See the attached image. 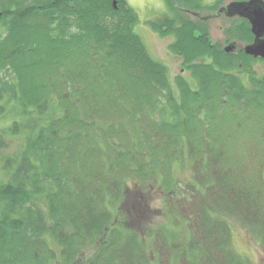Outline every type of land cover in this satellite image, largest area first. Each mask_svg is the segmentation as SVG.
<instances>
[{
    "label": "trees",
    "instance_id": "16d2710c",
    "mask_svg": "<svg viewBox=\"0 0 264 264\" xmlns=\"http://www.w3.org/2000/svg\"><path fill=\"white\" fill-rule=\"evenodd\" d=\"M224 1L165 0L150 21L194 87L170 81L127 0H0V150L22 137L2 159L0 264H252L230 218L264 250L263 58L189 12ZM226 33L254 39L240 16ZM152 186L169 221L147 227Z\"/></svg>",
    "mask_w": 264,
    "mask_h": 264
},
{
    "label": "rangeland",
    "instance_id": "374dc122",
    "mask_svg": "<svg viewBox=\"0 0 264 264\" xmlns=\"http://www.w3.org/2000/svg\"><path fill=\"white\" fill-rule=\"evenodd\" d=\"M129 5L137 12L139 21L135 26L136 32L142 37L147 51L157 60L163 61L167 65L169 70L170 81L174 82L177 74L183 73L187 80L191 81L192 86L195 87V82L192 80L188 72H185L182 65V58L169 50V44L172 42L173 37L160 36L157 32L152 30L150 21L158 18L168 11L165 0H127ZM216 0H205L209 5H215ZM231 1L225 0L220 7L210 9L208 7L203 9H191L190 15L193 18H206L207 24L210 30L212 41L220 43L223 47H232L237 51L247 43L243 40L230 38L226 33V28L232 23V20L236 18L226 16L225 11H222ZM250 43V42H249ZM260 58V57H259ZM253 69L256 71L257 76H264V58L257 59L253 62ZM242 77L247 81L246 75L242 74ZM10 126V120L1 118L0 113V130ZM8 148L0 150V178L4 177V170L2 169V159L6 155L15 154L19 150V145L22 142V137L16 136L15 138L10 136ZM190 161L185 158L182 163L175 164V176L182 181H188L192 178V167ZM128 187H132L133 182H129ZM147 190V191H146ZM145 198L150 204L151 211L149 212V219L145 225L147 227H155L157 225L167 223L169 220L167 211L165 209V203L162 198L161 188L159 186H152L146 189ZM125 212V208L123 207ZM231 229L233 234V244L240 254H245L249 257L252 264H264V250L259 243V239L252 231L246 228L242 223L234 218H230ZM183 228V227H182Z\"/></svg>",
    "mask_w": 264,
    "mask_h": 264
},
{
    "label": "water",
    "instance_id": "95a60500",
    "mask_svg": "<svg viewBox=\"0 0 264 264\" xmlns=\"http://www.w3.org/2000/svg\"><path fill=\"white\" fill-rule=\"evenodd\" d=\"M222 11L226 16L249 20L254 39L243 47L244 51L255 58H264V0H233ZM231 48L226 46L227 51Z\"/></svg>",
    "mask_w": 264,
    "mask_h": 264
},
{
    "label": "flooded vegetation",
    "instance_id": "af4514ba",
    "mask_svg": "<svg viewBox=\"0 0 264 264\" xmlns=\"http://www.w3.org/2000/svg\"><path fill=\"white\" fill-rule=\"evenodd\" d=\"M244 47V46H243ZM243 47H241V48H243Z\"/></svg>",
    "mask_w": 264,
    "mask_h": 264
}]
</instances>
